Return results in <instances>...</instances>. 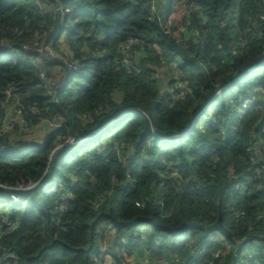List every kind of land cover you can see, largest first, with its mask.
Wrapping results in <instances>:
<instances>
[{"label": "trees", "instance_id": "16d2710c", "mask_svg": "<svg viewBox=\"0 0 264 264\" xmlns=\"http://www.w3.org/2000/svg\"><path fill=\"white\" fill-rule=\"evenodd\" d=\"M2 47L0 264H264V0H0Z\"/></svg>", "mask_w": 264, "mask_h": 264}, {"label": "built area", "instance_id": "2783aa9c", "mask_svg": "<svg viewBox=\"0 0 264 264\" xmlns=\"http://www.w3.org/2000/svg\"><path fill=\"white\" fill-rule=\"evenodd\" d=\"M59 1H63V0H59ZM138 1H139V0H138ZM181 31H184V29L181 28ZM134 44H135V41H134V40H129V41L125 44V46H124V50H123L124 59H123V61H122V63H121L122 65H126V66L128 67V65H129V56H130V55H129V54H130V49H131V47H132ZM3 48H4V47H2V49L0 50V55H1V54L4 55V53H7V52H9L10 54H13V53H14V51L11 50V49H8V50H5V51H4ZM26 49H27V48H26ZM36 52H37L39 55H41L43 52H48V53L54 55V53H53L51 47H44V48H42V49H37ZM35 63H36V64H40V59H39L38 57L35 58ZM68 66H69V68H70L72 71H77V70H78V67H77L76 64L69 63ZM45 77H46V75H45L44 70H41V68H40V78H41V79H45ZM48 83H49V85H50V88L54 87V85H55V82H53V81H51V80H49ZM60 85H62V84H60ZM60 85H57V87H59ZM55 86H56V85H55ZM8 96H11V90L8 91ZM14 108H15V113H16L15 118H18V119L20 120V122H24L23 119L21 118V116H22V114H23V110H22V108H19V107L17 106V104L14 105ZM51 124H52V123H51ZM108 124H109V123H107L106 125H108ZM53 125H54V124H53ZM106 125H104V126H106ZM54 126H55V128L58 127V125H54ZM6 128H9V126H7ZM90 136H91V135H89V136H87V137H85V138H77V139H76V138H69V139H68L64 144H62L61 146L75 145V144L81 143V142L85 141L87 138H89ZM157 136H158V135H157ZM170 138H175V136H174V137L171 136ZM33 186H34L33 183H29V184L26 185V186H24V185H18V187H16L15 190L29 189V188H31V187H33ZM11 198H12L14 201H18V196H17L16 194H12V195H11ZM138 205H139V204H138ZM203 253H204V250H202V252L199 254V256L202 255ZM216 257H219V255H216ZM250 257H252V256H250ZM145 264H149L148 261H146Z\"/></svg>", "mask_w": 264, "mask_h": 264}, {"label": "water", "instance_id": "95a60500", "mask_svg": "<svg viewBox=\"0 0 264 264\" xmlns=\"http://www.w3.org/2000/svg\"><path fill=\"white\" fill-rule=\"evenodd\" d=\"M54 131H50L43 139V143L45 144L46 141H47V138L53 133ZM139 222H149V223H153L155 225L158 226V224L156 223V221L154 219H140V220H137L136 222L134 223H131V224H136V223H139ZM120 225H130L129 223H122ZM158 228L160 229H163V230H167L169 232H172V233H178V232H181L183 230H186V229H191V228H201V229H204L206 230L207 232H211V231H219L220 233L226 235V236H230L229 232L222 226V223H221V220H219L215 225L213 226H205V225H198V224H182L180 227L178 228H169V227H166V226H158Z\"/></svg>", "mask_w": 264, "mask_h": 264}, {"label": "rangeland", "instance_id": "374dc122", "mask_svg": "<svg viewBox=\"0 0 264 264\" xmlns=\"http://www.w3.org/2000/svg\"><path fill=\"white\" fill-rule=\"evenodd\" d=\"M182 8V7H181ZM178 15V16H177ZM177 15L175 16H173L174 17V19H175V22H177L176 24H180L181 23V17H182V11H179L178 13H177ZM181 20V21H180ZM180 27V26H179ZM257 55V54H256ZM166 73H167V71H164V69L162 70V71H160L159 73H158V75H166ZM162 77V76H161ZM261 96H264V94L262 93L261 94ZM53 127H54V125L53 124H48V131L46 132V135L51 131V129H53ZM10 131H11V129H10ZM30 133H32V134H30V135H33V133L34 132H30ZM29 135V134H28ZM99 136H100V133H97L96 135H95V139H98L99 138ZM44 138V137H43ZM37 140L40 142L41 140H43L42 139V136H40V137H37ZM162 158H160V160H161ZM232 174H233V171L231 172ZM153 256V258L155 259V261H156V264H159V262L158 261H161V259L160 258H158L155 254H153L152 255ZM146 260H150V258L148 259V258H145ZM143 260V261H142ZM141 261H142V263L143 264H145V262H146V260H144V259H142ZM130 261H135V260H133V259H131V260H129V262H127L128 264H130L131 262ZM149 263V262H148Z\"/></svg>", "mask_w": 264, "mask_h": 264}, {"label": "crops", "instance_id": "0c3cea01", "mask_svg": "<svg viewBox=\"0 0 264 264\" xmlns=\"http://www.w3.org/2000/svg\"><path fill=\"white\" fill-rule=\"evenodd\" d=\"M180 11H182V17H183V10H180ZM177 13L178 12H176L174 15L176 16L177 15ZM174 15H172L171 17H170V19H169V24L172 26V27H176V26H179L180 24H176L177 22H175V19H174ZM178 16V15H177ZM182 17H181V20H182ZM180 20V21H181ZM182 22V21H181ZM13 118H15V116L13 117ZM48 129V125H46V124H42L41 126H40V128H38L34 133H33V135H31V136H27L26 138L27 139H29V140H32V141H34V140H36V141H38L37 140V137H40V136H42V139H44L43 137H45V135H46V132L48 131L47 130ZM165 254V253H164ZM162 261V264H164L165 263V260L163 261V260H161Z\"/></svg>", "mask_w": 264, "mask_h": 264}]
</instances>
